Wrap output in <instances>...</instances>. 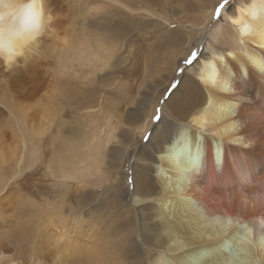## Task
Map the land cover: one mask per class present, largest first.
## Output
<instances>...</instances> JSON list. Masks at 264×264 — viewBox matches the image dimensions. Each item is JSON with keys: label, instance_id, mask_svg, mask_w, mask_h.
<instances>
[{"label": "bare ground", "instance_id": "obj_1", "mask_svg": "<svg viewBox=\"0 0 264 264\" xmlns=\"http://www.w3.org/2000/svg\"><path fill=\"white\" fill-rule=\"evenodd\" d=\"M55 1L46 0L45 9L55 19L27 61L21 60L11 71L0 62V118L9 119L12 130L16 125L27 128L21 106L25 89L31 88L28 81L33 82L39 73L33 61L44 54L50 36L56 35L58 42L68 41L58 37ZM152 1L154 6L150 0H141L139 7L128 11L155 18L152 7L166 10V6L160 0ZM194 1L181 9L186 20L182 17L176 25L166 16L161 20L166 26L162 51L166 61L158 67L155 60L148 68L151 83H143L141 88L153 94L147 101L132 97L136 115L117 118L115 123L118 113L113 107L105 118L108 132L104 140L96 133L90 147L85 137L78 147L72 138L71 161L63 158H67L66 149L60 148L57 175L62 187L78 182L82 188L103 186L107 191L115 186L127 160L135 159L134 201L115 199L124 210L118 217L117 232L112 233V221L97 218L99 208H89L86 197L77 201L75 209L63 193L49 210L51 235L39 234L19 218L10 224L0 221V264H128L125 254L129 249L139 264H264V4L257 0L258 18L253 20L249 15L255 11L249 8L252 0H231L225 8L219 7L223 0ZM217 15L220 20L209 33L210 22ZM245 23L251 25V31L242 36ZM201 37L206 39L204 51L181 73L172 98L159 107L162 93ZM95 42L89 39L87 46L75 48L74 56L84 58L91 74L101 76L112 53H108V62L101 53L104 45ZM49 94L55 98L61 92L53 86ZM97 108L98 112L94 107L85 108L86 117L105 110L103 103ZM157 109H161V122L154 127L150 141L139 145L153 126ZM45 112L49 117L57 113L49 107ZM122 125L133 138L113 143ZM2 135L0 128V216L14 208L12 190L8 191L11 181L22 175L24 166L40 158L39 144L29 145L23 139V150L16 156L13 148L1 145ZM189 142L194 148L190 155ZM110 144L115 149L108 155ZM244 229L247 238L240 237ZM229 242L240 249L241 260L228 256L225 248Z\"/></svg>", "mask_w": 264, "mask_h": 264}, {"label": "rangeland", "instance_id": "obj_2", "mask_svg": "<svg viewBox=\"0 0 264 264\" xmlns=\"http://www.w3.org/2000/svg\"><path fill=\"white\" fill-rule=\"evenodd\" d=\"M116 1L119 4H115L114 1L100 2L99 0L89 2L56 0L54 2V7L58 11V37L59 39L67 37L68 41L58 42L56 35L50 36L41 52L44 54L37 56L33 61L38 66L39 73L33 82L28 81V86L31 88L25 89L24 97L26 98L21 106V113L26 118L27 128L20 129L16 125V128L12 130L10 120L0 118V128L3 131L1 145L4 148H13L15 155L19 156L23 150V139H26L29 145L39 144L40 148L38 162L24 166L22 175L9 184L8 191L12 190L14 208L5 215L0 216V221L10 224L19 218L21 221L26 222V225L31 224L32 228L39 234L43 232L50 234L49 230L51 228L48 227L50 207L56 205L58 199L62 197L61 194L64 193L63 196L68 197V202L70 205L73 204L74 206H72L75 209H78L76 207L77 201H82L85 197L87 200H84V202H90L89 208L97 206L99 208V215L96 214L97 218L112 221V233L114 234L119 227V214L124 212L116 200L122 198L130 204L133 203V165L135 159L132 156L120 170L121 174L115 186L107 191L103 186L82 188L78 182H69L68 186L64 185L65 188L62 187L57 175L60 148L66 149L63 154L66 153L67 158H63L71 161L72 138L75 142H78V147L84 139L87 141L86 145L90 147L94 142L96 133L97 137L104 140V134L108 132L107 127H104L106 126L104 124L105 118L113 107L118 113L114 119L116 123L118 122L117 118H127L135 114L136 108L132 105V101H134L132 97H135L138 101L148 100V96L150 97L153 91L145 92L141 88L143 83H146V85L151 83L149 72H147L148 68H151L155 60L158 61V67H163L166 61V54L162 52L164 50L166 26L161 20L166 16L173 25L182 17L186 20L185 11L182 13L181 9L184 10L183 6L186 2L189 5L195 1L160 0V5L166 6V10L159 6L152 7L155 18H150L141 12L132 13L128 11V8L139 7L141 0ZM150 1L153 5V1ZM228 3H232L231 0H228ZM191 18L189 16L188 20L191 21ZM219 20L220 15L211 20L209 33L214 30ZM171 28V30H174L175 26H171ZM109 34L110 38H108ZM89 39L94 40V44H96L95 41H100L104 45V50L102 49L101 53H104V59L108 62L110 61L108 53H112L110 65L101 74L99 73L101 76L91 74L87 61L84 58L74 56L75 48L82 45L87 46ZM205 42V37H201L191 52H188L173 83L162 93L163 99L160 101L159 107L172 98L171 96L179 86L181 73L199 59L200 54L204 51ZM160 70L161 68L158 72ZM53 86H56L61 92L55 98H52L49 94ZM99 103L104 105L105 110L102 111V114L100 113L93 118L86 117L87 111L85 108L94 107L95 112H98L97 106ZM46 107L56 110L57 113L49 117L45 112ZM20 119L22 120V118ZM159 123L152 122L153 126L147 131L139 145H146L150 141L154 127ZM61 128L63 131H60ZM126 129L125 125L120 126L116 131V138L112 139V142L114 143L116 139L132 140V134L127 132ZM186 129L191 133L192 129L189 127H186ZM73 131L76 134L74 133L71 137L70 133ZM38 132L42 133L38 134ZM83 137L85 138L83 139ZM110 145L107 150L108 155H111L115 149L112 144ZM213 146L218 150L215 142ZM188 147L189 151L187 153L190 155L194 148H192L190 142ZM121 154V151L116 153V155ZM112 171L115 172L116 170ZM94 190H96V193L93 192ZM88 195L91 196V200L90 197H87ZM16 208L18 210L15 211ZM51 215L55 217V211ZM247 231L244 229L240 237L247 238ZM225 249L231 259L234 261L241 260L240 249L234 243L229 242ZM133 255L134 253L130 249L125 254L128 264L132 261L139 264ZM138 259H140L139 256Z\"/></svg>", "mask_w": 264, "mask_h": 264}, {"label": "clouds", "instance_id": "obj_3", "mask_svg": "<svg viewBox=\"0 0 264 264\" xmlns=\"http://www.w3.org/2000/svg\"><path fill=\"white\" fill-rule=\"evenodd\" d=\"M46 0H0V62L6 70L20 66L42 36L49 31L55 17L45 9ZM264 4V0H260ZM249 8L251 19L258 18L257 0ZM251 25L241 27V35H248Z\"/></svg>", "mask_w": 264, "mask_h": 264}, {"label": "snow or ice", "instance_id": "obj_4", "mask_svg": "<svg viewBox=\"0 0 264 264\" xmlns=\"http://www.w3.org/2000/svg\"><path fill=\"white\" fill-rule=\"evenodd\" d=\"M228 4V0H223V3L219 6L220 8H225ZM153 123H159L161 122L162 116H161V109H157L156 115L153 116ZM147 138V137H146Z\"/></svg>", "mask_w": 264, "mask_h": 264}]
</instances>
